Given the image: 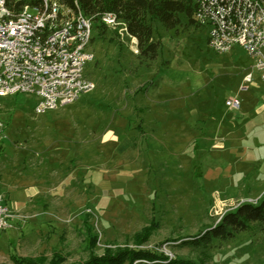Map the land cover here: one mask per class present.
Returning a JSON list of instances; mask_svg holds the SVG:
<instances>
[{"label": "rangeland", "instance_id": "374dc122", "mask_svg": "<svg viewBox=\"0 0 264 264\" xmlns=\"http://www.w3.org/2000/svg\"><path fill=\"white\" fill-rule=\"evenodd\" d=\"M107 25L101 35L94 28L89 44L94 58L85 74L93 90L46 112L35 111L32 100L0 97V191L7 183L31 185L34 163L51 153L59 158L49 178L59 197L0 230V264H264L259 222L227 239H204L227 212L264 197V80L254 57L240 46L216 52L205 26L176 30L157 22L159 54L144 61L121 21ZM250 73L253 81L241 90ZM140 83L145 95L131 121L147 130L140 120L156 119L162 138L150 149L144 138L130 168L128 153L103 135L117 130L113 115L125 114ZM235 97L240 108L228 107ZM134 249L155 257L135 259Z\"/></svg>", "mask_w": 264, "mask_h": 264}, {"label": "built area", "instance_id": "2783aa9c", "mask_svg": "<svg viewBox=\"0 0 264 264\" xmlns=\"http://www.w3.org/2000/svg\"><path fill=\"white\" fill-rule=\"evenodd\" d=\"M195 1L196 19L208 28L210 46L216 52L242 47L254 57L264 80V0ZM103 20L118 22L112 13ZM123 29L127 33L124 24ZM92 35L93 19L80 9L44 0L40 7L26 5L15 11L9 0H0V97L32 100L35 111L46 112L93 90L95 83L85 74V65L94 58L89 49ZM252 81L253 74L246 75L240 89L247 90ZM226 105L240 108L241 101L235 97ZM15 217L13 205L0 193V230Z\"/></svg>", "mask_w": 264, "mask_h": 264}, {"label": "trees", "instance_id": "16d2710c", "mask_svg": "<svg viewBox=\"0 0 264 264\" xmlns=\"http://www.w3.org/2000/svg\"><path fill=\"white\" fill-rule=\"evenodd\" d=\"M72 9H80L84 14L93 19V30L98 35L105 33L107 24L103 15L112 13L118 21L125 25L128 36L135 37L139 57L144 61L153 62L160 48V40H155L156 23L160 22L167 29L178 30L180 26L199 28L197 22V4L195 0H53ZM44 0H9V5L15 11L28 5L30 7L42 6ZM94 36H92V40ZM249 222H259L264 228V197L257 203H243L236 209L227 212L220 222L204 233V239L210 241L212 237L227 239L236 232L248 227ZM89 224H87L88 226ZM88 228L90 235L91 231ZM90 245L95 244L96 235L88 236ZM137 256H146L153 259L155 256L149 250H128ZM125 252V250H124ZM127 252V251H126ZM125 252V254H127ZM124 258V254H122ZM127 257V256H125ZM117 259L113 264H116ZM168 264H193L183 260H170Z\"/></svg>", "mask_w": 264, "mask_h": 264}, {"label": "crops", "instance_id": "0c3cea01", "mask_svg": "<svg viewBox=\"0 0 264 264\" xmlns=\"http://www.w3.org/2000/svg\"><path fill=\"white\" fill-rule=\"evenodd\" d=\"M144 85V84H143ZM144 87H142V83H140L137 87V89L133 93V102L131 106H126L125 111L123 113H116L113 115L112 123H115V129H110L106 131V133L103 135L104 140L113 142L115 144V148L119 151V153H128L130 156V162L131 164L126 165L127 167H132L133 164H137V159L140 158V149L139 144L142 145V143H145L144 138H146V146L148 149L152 147V144L156 143L158 140H160V137L162 138V135L159 137V131L158 127L159 125L156 122V119L150 118L148 120L141 119L140 121L142 124H146V127L148 126V129L145 130L142 125H140V129L137 126L139 124L133 125L131 121L132 115L136 112V109H141L140 104L143 100L142 96L145 95L142 90ZM141 96V98H139ZM143 106V105H141ZM154 112L155 107H152ZM192 111H195V109H192ZM127 112V113H126ZM117 119V121H116ZM123 126L122 130L118 129V127ZM136 126V127H135ZM134 129V130H133ZM228 138V136H227ZM170 140L173 142L175 141V137L173 136ZM196 141V140H193ZM146 147V148H147ZM213 148L219 150V151H226L228 150L227 146L225 144L215 143L213 145ZM230 150L232 152L235 151L234 147H230ZM58 153H51L48 154V156L41 157L40 160L37 163L33 164V167L38 168L37 172H35L34 177L36 178L35 181L31 185H28L26 187L16 186L11 183L5 184V189L3 191H0L2 193L7 202L11 203L13 205V208L15 210V213L17 214V217L25 214L27 217H34L37 214V211L35 210L36 203L49 201V206L52 204L50 201H55L59 196L57 194L53 193V185L52 180H50V177H54V175L58 172L57 171V162L53 163L52 160H58V156H56ZM32 167V168H33ZM231 168V166H230ZM218 173L209 170L208 176H217ZM3 171L2 167H0V180L3 178ZM64 180V179H63ZM63 180L60 181V184L63 182ZM41 194L43 196H41ZM48 200V201H47ZM46 202L44 204H46ZM43 204V203H42ZM43 204V206H44ZM44 209H47L46 207ZM20 223V220H18Z\"/></svg>", "mask_w": 264, "mask_h": 264}]
</instances>
